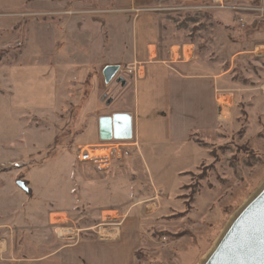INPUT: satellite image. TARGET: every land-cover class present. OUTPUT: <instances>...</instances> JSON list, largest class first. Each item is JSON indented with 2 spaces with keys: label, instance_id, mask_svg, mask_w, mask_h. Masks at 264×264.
I'll list each match as a JSON object with an SVG mask.
<instances>
[{
  "label": "rangeland",
  "instance_id": "rangeland-1",
  "mask_svg": "<svg viewBox=\"0 0 264 264\" xmlns=\"http://www.w3.org/2000/svg\"><path fill=\"white\" fill-rule=\"evenodd\" d=\"M24 1L0 0V15H6L11 8L17 9L21 18L28 3ZM171 1L166 3L175 11L176 25L190 24L177 25L181 38L195 46L186 48L187 58L194 50L198 59L203 55L226 63L224 69L231 70L227 87L233 91L225 92H231L233 97L230 101L221 98H226L228 109L224 125L210 133L193 135L195 146L178 149L187 155L167 150L159 160L155 158V164L149 155H144L155 180L146 178L150 173L142 158L134 154L139 159L140 172L146 176L133 172L126 175L128 181L137 184L129 200L141 198L140 208L146 216L132 264H201L230 222L264 184V54L257 50L264 47V12L245 11L251 3L258 5L260 1L224 0L225 10L213 9L206 3L188 7ZM260 7L264 9V1ZM216 11L226 13L229 20L224 26L230 25L234 33L229 39L233 41L235 37L219 53L211 43L217 37L218 27L215 22L210 24ZM15 25L9 27L3 19L0 23V59L5 58L6 63L10 61L6 55L13 56L18 51ZM244 48L251 54L231 62L230 56ZM12 107L0 83V251L7 249L9 256L16 259L42 257L54 254L79 236L96 232L105 236L106 229L120 217L112 212L101 216V210L107 206L114 210L113 205H107L104 194L90 196L82 185L88 180H108L111 186L112 178L118 175L112 171L121 162H114L104 172L91 163L80 162L81 152L93 149L76 145L77 134L73 135L71 129L57 132L63 116L21 114ZM101 111L110 112L104 101ZM181 168V174L176 175ZM153 204L156 205L149 206ZM118 210L121 215L125 213ZM60 230L71 232L60 236ZM119 255L115 251L112 262L107 264H130L131 250L128 257L117 259Z\"/></svg>",
  "mask_w": 264,
  "mask_h": 264
},
{
  "label": "crops",
  "instance_id": "crops-1",
  "mask_svg": "<svg viewBox=\"0 0 264 264\" xmlns=\"http://www.w3.org/2000/svg\"><path fill=\"white\" fill-rule=\"evenodd\" d=\"M27 1L21 18L17 9L11 8L2 18L9 27L16 24L18 51L16 55H6L9 63L0 59V83L12 108L21 114L63 116L57 132L71 129L73 135L77 134L76 145L99 148L94 151L108 152L110 157L116 142H127L129 155L113 169L118 175L112 178L111 186L108 180H88L82 185L90 196L104 194L107 205H113L114 210L108 206L101 210V216L112 212L120 217L106 229L105 236L99 232L94 233L97 236H79L54 254L42 257L16 259L4 249L0 251V264H52L53 260L55 264H107L112 262L115 251L120 254L117 259H121L128 257L130 250L132 264L146 216L140 208L141 198L129 200L137 184L128 181L126 175L146 176L140 172L139 159L134 154L142 158L150 173L146 178L153 181V170L144 155H149L155 164V158L159 160L164 151L181 153V147L196 145L191 141L193 135L210 133L224 125L228 112L224 100L233 97L231 92H225L233 91L227 87L231 70L224 69L226 63L203 55L198 59L194 50L187 58L186 48L195 46L181 38L177 28L181 24L176 25L175 11L168 9L167 0ZM171 2L188 7L213 5V0ZM215 13L210 24L215 22L220 30L211 43L219 53L235 37L231 41L229 35L234 33L230 25L224 26L229 20L226 13ZM258 49L263 55L264 47ZM248 54L251 51L245 48L237 50L230 60L235 62ZM111 65L120 70L106 84L103 71ZM222 97L226 98L222 101ZM103 101L110 112L101 111ZM115 114L132 116L131 142L100 140V119ZM82 136L83 140H79ZM185 153L181 154L188 152ZM181 170L175 174H181ZM118 209L125 213L121 215Z\"/></svg>",
  "mask_w": 264,
  "mask_h": 264
},
{
  "label": "water",
  "instance_id": "water-1",
  "mask_svg": "<svg viewBox=\"0 0 264 264\" xmlns=\"http://www.w3.org/2000/svg\"><path fill=\"white\" fill-rule=\"evenodd\" d=\"M119 70L117 65L107 66L103 71L105 83L110 84ZM132 139L130 114L100 119L102 142ZM202 264H264V184L230 222Z\"/></svg>",
  "mask_w": 264,
  "mask_h": 264
},
{
  "label": "built area",
  "instance_id": "built-area-1",
  "mask_svg": "<svg viewBox=\"0 0 264 264\" xmlns=\"http://www.w3.org/2000/svg\"><path fill=\"white\" fill-rule=\"evenodd\" d=\"M256 1V0H255ZM260 3L257 5L255 2L251 3L245 11L246 13H252V12H264V9H262L260 6H262V1L264 0H258ZM213 6L216 9L224 10L226 9V5L224 0H213ZM6 15H0V23L2 21V18H4ZM240 22H244L243 19L239 20ZM128 144L127 142H116L113 145V150H112V156L107 157V156H99V155H94L95 151L94 149H99V148H90L93 150H83L81 154L79 155V160L80 162L83 163H91L100 172L107 171L111 165L114 162H122L125 157L129 155L128 151Z\"/></svg>",
  "mask_w": 264,
  "mask_h": 264
},
{
  "label": "bare ground",
  "instance_id": "bare-ground-1",
  "mask_svg": "<svg viewBox=\"0 0 264 264\" xmlns=\"http://www.w3.org/2000/svg\"><path fill=\"white\" fill-rule=\"evenodd\" d=\"M223 101V100H222ZM224 104V103H223ZM226 104V103H225ZM61 232H59V235H61V236H63V234L65 233L66 234V232L68 233V232H71V231H68V230H60ZM67 235V234H66ZM72 240V239H71ZM203 263V262H202ZM201 263V264H202Z\"/></svg>",
  "mask_w": 264,
  "mask_h": 264
}]
</instances>
